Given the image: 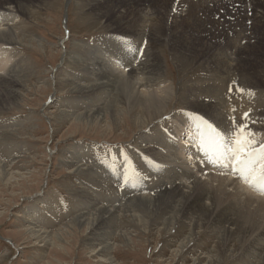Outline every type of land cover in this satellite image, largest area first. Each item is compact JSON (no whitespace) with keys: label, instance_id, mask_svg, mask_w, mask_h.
<instances>
[{"label":"rangeland","instance_id":"1","mask_svg":"<svg viewBox=\"0 0 264 264\" xmlns=\"http://www.w3.org/2000/svg\"><path fill=\"white\" fill-rule=\"evenodd\" d=\"M29 1L31 2L26 6H36L34 4L38 2ZM48 3L50 4L39 3L37 7H33V12L28 8L30 15L14 12V23L22 22L19 34L23 37L19 43L9 45L10 47L0 43L3 46L2 53L9 52L8 54L12 55L11 61L18 60V71L11 78L20 83L17 86L19 91L16 93V100L12 104L9 102L5 106L0 105V165L5 164L14 175L11 184L0 179V264H183V257L188 258L187 264H190L189 259L214 255V252H209L214 246L211 239L214 232L209 231V224L203 226L201 231L195 234V240L181 251L180 241L175 242L170 236L178 237V230L181 234L188 232L185 229L188 220H182L181 217L173 230L167 233L165 231L162 235H158L155 222L150 223L151 234H143L140 233L143 227L139 229L134 226L132 219L123 218L127 225H123L122 232L132 239L122 238L120 234L113 236L109 242L112 249L106 256L99 254V246L93 250L92 245L88 244L89 228L81 227L74 221L80 214L95 212L93 196L110 195L108 201L100 202L98 206L113 202L123 209L119 214L130 216L132 211L128 212L129 209L143 205L142 199H139L141 192H145V195L149 192L143 188V178H158L150 163L153 158L147 151L148 144L143 141L152 134V127L148 126L140 131L133 128L132 121L136 118L134 114L129 119V115L122 112L119 103H112L113 97L118 95L117 88L108 97L105 93L96 94V90L89 91L93 82L90 79L93 76L84 69L91 62L88 58L93 55V48L117 37L112 35V27L104 22L107 19H97L100 16L91 9L92 4L87 0H51ZM215 13L223 16L227 14L225 9H216ZM233 17L226 16L227 20ZM252 32L263 31H257L256 28ZM260 38L261 35L252 41L244 39L239 46L247 49L250 45L245 44L254 45L256 49L260 46L264 59V41H260ZM132 39L124 38L125 43L122 45L126 46ZM224 41L223 44L226 43ZM134 42L135 40L128 46H133ZM143 42V45H148L147 40ZM141 46L134 52V56V53L129 55L131 60H134L131 62L133 67L139 65L145 57L146 47ZM161 46L156 53L162 70L158 83L162 81V87L172 86L173 93L172 98L168 100V112L153 123L154 126H159L164 132V125H167V128L172 127L171 124L174 125V119L170 115L179 114L183 109L188 110L190 117L195 115L206 124L219 123V120L211 115L212 110H201L202 113H199L185 108L193 97H187L184 93L188 92L190 85L195 84H203L202 86L209 88L216 84V94L207 98H216L219 104L226 101L230 116L229 126L233 116L236 117L237 124L244 123L238 122L241 121L243 110L254 116L250 119L253 121L246 120V124L264 125V88L258 86L261 83H242L239 76L234 74L221 76L224 80L222 84L220 80L212 81L211 79L219 73L204 58H196L188 50H180L181 53L175 49L171 50V43L167 39H164V45ZM250 48L254 50L253 47ZM254 51L250 56L246 53L242 57L254 59ZM195 58V62L190 61ZM263 64L257 63L255 67L263 69ZM71 81L82 86L87 85L88 89H85L86 92L77 93V90H82L71 86ZM0 82L3 85V82ZM248 84L252 87L249 88ZM78 94L86 104L77 100ZM90 96L96 99L99 96V101L105 100L99 112L101 119L109 123L113 117H117L118 121L124 124L114 127L111 131L105 126L95 129L84 125L74 127L73 124L77 123L76 118L81 112L95 111L96 106L86 100ZM71 104L74 106L71 107ZM85 105L87 107L80 108ZM251 109L259 110L261 118L254 115ZM126 120L128 121L125 122ZM156 131L153 133H157ZM263 132L264 130H258L257 136L262 138ZM178 141L182 142L181 139ZM75 145L86 148V152L82 154L85 173H71V156ZM89 168L98 174L88 173ZM98 176L103 182L110 184V190L99 187L92 189L94 179ZM113 197L115 201L112 200ZM116 228L115 230H118L117 226ZM30 229L46 233L49 237L41 242L42 238L37 239L29 234ZM74 231L78 233L77 236ZM58 233L63 234V242H59L61 246L54 244L52 240V236ZM98 242L95 241L94 245ZM245 246L240 244L236 256L230 257L222 264H244L242 259L255 262L257 254H252V257L244 255ZM191 251L192 254L187 253Z\"/></svg>","mask_w":264,"mask_h":264},{"label":"bare ground","instance_id":"2","mask_svg":"<svg viewBox=\"0 0 264 264\" xmlns=\"http://www.w3.org/2000/svg\"><path fill=\"white\" fill-rule=\"evenodd\" d=\"M35 1H38L34 4L36 6H26L31 1L0 0V43L12 46L19 43L20 38L23 37H20L19 34L22 22L14 23V17H16L13 15L14 12L30 15L27 12L28 8L33 12V7H37L39 3L50 4L48 2L51 0ZM87 2L92 4L91 9L100 16L97 19H107L104 22L112 27V35L119 37L108 40L100 46L92 47L93 55L88 58L91 62L84 69L93 76L90 79L93 82H91L89 91H97L96 94L99 95L105 93L108 97L117 88L118 95L113 97L112 103H119L122 112L127 113L129 119L133 116L136 117L135 121H132L133 128L140 131L148 126L152 127L150 129L152 134L143 141L148 144L147 151L153 158L150 163L153 172L158 176L156 179L143 178V188L149 192L147 195L144 194L145 192H141L139 199H142L143 205L129 209L128 212L132 211L130 216L119 214L123 209L113 202L98 206L100 202L108 201L110 195L105 194L107 197L93 196L92 203L95 206V212L80 214L74 221L81 227L89 228L88 244L92 245L93 250L99 246V254L106 256L112 249L109 242L113 236L120 234L122 238L132 239L128 237L127 233L122 232L123 225H127L123 218L132 219L134 226L139 229L143 227V231L140 232L143 234H151L152 230H149V226L151 222H155L158 235H162L165 231L167 233L173 230L181 217L182 220H188L185 224V229L188 232L181 234L178 230V237L170 235L175 242L180 241L181 251L195 240V234L197 235L203 226L209 224L211 227L209 231L214 232L211 238L214 246L209 251L210 253L214 252V255L208 254L206 258L197 256L189 259L190 264H222L230 257L236 256L240 244L246 245L243 250L244 255L252 257V254H257L255 262H247L242 259V263L264 264V191L256 187V184L264 187V180L256 178L261 174L258 171L259 166H256L254 173L241 175L243 179H240L238 172L226 167H216V164L210 163L209 157L205 155L203 149L204 146L211 145L214 134L197 116L190 117L188 110L183 109V112L181 111L179 114H171L174 125L171 124L172 127L169 128L164 125V132L159 129V126L153 125L168 112V100L172 98L173 93L172 86L164 85L162 87L160 84L163 82L158 83L162 70L156 53L158 47L164 45V39L171 43L173 48L171 50L175 49L179 53H181L180 50H188L196 58L197 56L204 58L207 63L211 64V67L219 73L211 79L212 81L220 80L222 84L224 80L221 76L234 74L239 76L242 83H261L258 86L264 88V68L255 67L257 63H264L263 49L260 46H257L259 49H256L254 45L245 44V46L250 45L248 49L253 50L250 48L253 47L255 50L253 51L256 57L251 59L242 56L246 53L250 56L253 51L239 46L244 39L252 41L260 35L262 37L260 41H264V0H87ZM211 4L213 6H210ZM216 9H225L227 14H224L225 16L216 15ZM179 13L181 14L179 15ZM226 16L235 18L227 20ZM248 21L250 23H247ZM252 25L253 27H250ZM256 28L257 31L262 30L263 32L251 33ZM124 38H133L135 40L133 46H128L134 41L133 39L129 40L126 46L122 45L123 42L125 43ZM144 40H147L148 45L147 43L142 44ZM224 40L225 44H223ZM140 46L146 47L145 57L139 65L136 64V67H133L131 62L134 60L132 61L129 55L137 52V48ZM2 47L0 44V81L3 82V85L0 82V105L5 106L6 103L12 104L16 100V93L19 91L17 86L20 83L11 78L18 71L19 64L16 63L18 60L11 61L12 55L8 54L9 52L2 53ZM8 50L10 49L8 48ZM196 58L190 59V61L195 62ZM64 59L66 60V57ZM129 66L131 68L128 69ZM207 67L210 68L209 65ZM72 85L74 88H81L82 91L77 90V93L86 92L87 85L82 86L71 81ZM202 85L195 84L188 87V92L184 94L188 95L187 97L192 96L193 99L185 108L199 113H202L201 110H212L213 114L211 113V115L219 120L220 127L228 129L229 110L226 101L223 100L224 102L219 104L216 98L212 97V100L207 98V96L216 94L214 93L217 92L216 84H212L211 88ZM247 86L252 87L250 84ZM106 87H109L110 90ZM78 96L77 100L81 104H86L79 94ZM86 100L91 101L92 106H96L95 111L81 112L76 118L77 123L73 124L74 127L84 125L95 129L105 126L107 130L111 131L114 127L124 124L119 122L117 117H113L109 123H106L105 119H101L99 112H101L105 100L99 101V96L98 99L90 96ZM84 107L87 106H80V108ZM254 110H252L253 114L260 116L259 110L255 112ZM245 113L249 117L247 120L254 117L243 110L242 115ZM132 114L134 115L132 116ZM243 121L246 123L242 119L238 122ZM247 128V131L251 133L249 138L254 141L250 145V149L256 150L259 147H264V135L262 138L257 136L258 130H264V125L254 124L251 126L247 124ZM155 131L157 133H153ZM180 139L182 142L178 141ZM196 142H199L203 148L196 145ZM84 152H86V148L75 145L74 153L71 156V173H85L86 169L82 167ZM4 165H0V179L7 180L11 184L14 175ZM89 169L88 173H97L92 168ZM94 180L92 189L99 187L110 190V184L103 182L100 176ZM134 197L137 196L134 195ZM112 200L115 201L114 197ZM116 226L118 230L119 227L121 229L115 230ZM29 234L37 239L42 238L41 242L49 237V235H45L46 233H40L38 230L30 229ZM74 234L77 236L78 233L74 231ZM62 235L60 233L51 235L54 244L60 245ZM95 241L99 242L94 245ZM178 252L180 253V251ZM187 253L192 254V251ZM184 258L182 259L183 264H187L186 259L188 258Z\"/></svg>","mask_w":264,"mask_h":264},{"label":"snow or ice","instance_id":"3","mask_svg":"<svg viewBox=\"0 0 264 264\" xmlns=\"http://www.w3.org/2000/svg\"><path fill=\"white\" fill-rule=\"evenodd\" d=\"M233 111H235L233 109ZM248 114L245 113L242 120H247ZM233 128L236 130L234 135L236 139L229 142L224 133H218L217 138L212 141L210 146H204L205 155L209 157V162L227 166L225 161L231 160L232 170L241 175L254 173L256 166L260 168L259 180H264V147L259 152L255 149L249 150L250 145L254 143L249 137L251 133L247 131V124L236 123V118H232Z\"/></svg>","mask_w":264,"mask_h":264}]
</instances>
